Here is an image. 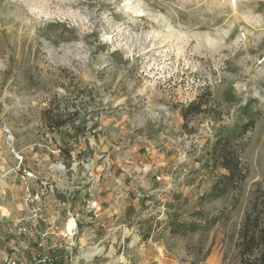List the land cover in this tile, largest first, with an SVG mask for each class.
Masks as SVG:
<instances>
[{
    "label": "rangeland",
    "instance_id": "rangeland-1",
    "mask_svg": "<svg viewBox=\"0 0 264 264\" xmlns=\"http://www.w3.org/2000/svg\"><path fill=\"white\" fill-rule=\"evenodd\" d=\"M194 102L202 112L185 118ZM219 136L244 146L247 177L200 203L226 172L209 155ZM142 144L158 155L146 156L138 181L118 192L125 218L92 233L77 199L70 210L85 220L78 217L77 246L59 264H239L247 210L264 190V0H0V206L18 211L26 185L42 181L65 201L57 187L82 185L86 161L94 176H111L117 152ZM56 207L64 229L73 217ZM197 209L221 218L209 229L170 232L167 213L189 220Z\"/></svg>",
    "mask_w": 264,
    "mask_h": 264
},
{
    "label": "built area",
    "instance_id": "built-area-1",
    "mask_svg": "<svg viewBox=\"0 0 264 264\" xmlns=\"http://www.w3.org/2000/svg\"><path fill=\"white\" fill-rule=\"evenodd\" d=\"M8 138L10 141H14V135L11 133ZM53 152L63 155L64 148L57 144V149ZM15 155L18 156L17 153ZM55 171L59 175L66 173V165L60 162ZM94 172L93 164L86 161L84 175L89 174V176L82 185L72 188L57 187L58 195L64 194L65 201H60L57 196L52 197L54 189H52L53 186L49 187L48 181H42L41 187H37V184L26 185L21 198V215L18 216L13 230L10 231L12 238H8L9 240L4 246L0 245V259L3 264H59L62 260L61 253L72 251L77 246L71 240L75 239L79 233L81 222H78V217L84 219L80 213L75 214L70 210L77 199L80 200L84 209L86 208L87 220L92 227V233L97 231L95 228L106 229V218L99 201V189L103 177L94 176ZM157 179L161 180L162 177L158 175ZM85 183L87 185H84ZM134 193L137 197L151 196V193L138 188H134ZM61 196L63 197V195ZM57 203L68 207L67 216H72L74 220V225L71 228H69L70 220L64 229L58 226L57 220L62 215L60 210L58 218L51 214L52 208ZM65 239L69 241L64 244L63 240Z\"/></svg>",
    "mask_w": 264,
    "mask_h": 264
},
{
    "label": "trees",
    "instance_id": "trees-1",
    "mask_svg": "<svg viewBox=\"0 0 264 264\" xmlns=\"http://www.w3.org/2000/svg\"><path fill=\"white\" fill-rule=\"evenodd\" d=\"M202 112L201 103H191L183 112V116L188 118L190 114ZM254 120H250L243 125V133L253 127ZM209 155L213 160V167L220 166L226 172L219 175L211 190L200 196V203L212 201L223 197L229 191H237L245 181L248 173V167L244 163L241 149L238 148L237 142L219 136L212 143ZM257 191V193H256ZM251 199L249 208L246 213L241 232L240 241L237 244L239 250V264H264V190L258 188ZM238 200L234 201V206ZM169 209H174L180 205V202L167 203ZM168 214L167 226L172 234L186 235L201 229H209L214 226L220 216H211L202 209H197L190 214L191 219L181 220V214L173 211Z\"/></svg>",
    "mask_w": 264,
    "mask_h": 264
},
{
    "label": "crops",
    "instance_id": "crops-1",
    "mask_svg": "<svg viewBox=\"0 0 264 264\" xmlns=\"http://www.w3.org/2000/svg\"><path fill=\"white\" fill-rule=\"evenodd\" d=\"M143 147L144 145L142 144L140 150L134 151L133 149L131 150V146H130L126 148V151L117 152L116 160L114 162V167H113V174L111 176L103 177V182L101 184V188L99 191V201L104 208L103 215L107 220V224L109 227H112L113 229H116V225H118V223H120L122 219L125 218L122 216V214L126 208L122 211L123 203L120 202L121 200L119 198L118 192L126 190L129 185L136 183V180L138 181L136 172H140L141 170L140 165L144 163L143 161L144 159H146L145 158L146 156H148L149 159L152 161L153 158H155L158 155L157 149L153 150L155 151L153 153H151V151L147 153L143 149ZM141 186H140L141 188L143 187L145 188V184H141ZM165 188L166 187L161 189L160 192H168ZM8 199L10 200V198ZM7 204L8 201L4 202V204L0 206V209L4 208L7 209V211L9 212L8 215L3 211H1L0 213L1 216L0 218L2 221H4L3 226L0 228V245L3 246L9 240L8 238H12L10 231L13 230L14 225L17 222V218H18L17 216L21 215V209H22V207H20L17 208L18 211L13 212V210H11ZM133 205L134 207L129 206L128 210L125 211L127 212L126 214L129 216L132 215V213H134V209H136L137 207L136 201L133 202ZM51 214L54 215V217L57 216L58 218L59 209L56 206H54L52 208ZM10 217L12 218L11 221L12 223L8 221ZM21 255L22 253L20 254V256Z\"/></svg>",
    "mask_w": 264,
    "mask_h": 264
},
{
    "label": "bare ground",
    "instance_id": "bare-ground-1",
    "mask_svg": "<svg viewBox=\"0 0 264 264\" xmlns=\"http://www.w3.org/2000/svg\"><path fill=\"white\" fill-rule=\"evenodd\" d=\"M129 10H131L133 12H136V13H142V9H139V7L138 6H135V5L130 6L129 7ZM73 225H74V220L72 219L69 222V228H71ZM101 252H102L101 250H97V251H93V252H90V253H86L85 256L87 258H90V257H92V256H94V255H96L98 253H101Z\"/></svg>",
    "mask_w": 264,
    "mask_h": 264
}]
</instances>
